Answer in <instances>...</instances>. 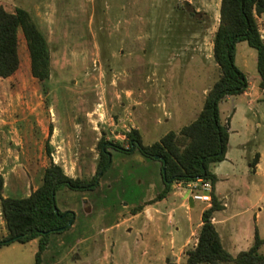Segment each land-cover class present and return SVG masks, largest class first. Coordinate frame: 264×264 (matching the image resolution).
Returning <instances> with one entry per match:
<instances>
[{"label": "rangeland", "instance_id": "obj_1", "mask_svg": "<svg viewBox=\"0 0 264 264\" xmlns=\"http://www.w3.org/2000/svg\"><path fill=\"white\" fill-rule=\"evenodd\" d=\"M219 5L220 0H0L9 12L21 8L29 13L50 52L45 91L30 73L21 32L20 69L0 78L4 196H28L50 162L68 176L89 180L96 172L99 142L110 143L104 145L111 153L110 166L94 190H57L55 206L73 211L75 228L50 234L40 264H186L185 252L195 246L198 230L189 235L188 224L195 229L206 203L194 201L187 210L169 196L159 204L165 213L157 237L165 241L164 248L171 235L176 245L189 239L176 253L154 254L144 244L143 231L138 232L146 226L144 218L133 231L127 230L128 221L122 222L131 215L125 205L144 209L156 202L152 200L162 189L160 162L111 144L128 147L124 134L137 129L142 143L150 145L197 116L219 75L212 56ZM259 26L264 35V15ZM235 63L248 87L219 102L222 122L229 120L230 139L229 159L219 166L215 185L219 197L231 194L227 210L236 204L243 210L241 246L225 248L232 256L247 250V241L253 243L255 227L264 239L263 182L249 171L250 152L239 146L248 137L253 149L264 148V94L258 88L256 51L238 43ZM181 189L176 185L171 191ZM216 215L223 216L220 211ZM175 225L181 226L179 233ZM4 235L0 215V238ZM36 251V241L0 246V264H34ZM259 252L264 255V243Z\"/></svg>", "mask_w": 264, "mask_h": 264}, {"label": "trees", "instance_id": "obj_2", "mask_svg": "<svg viewBox=\"0 0 264 264\" xmlns=\"http://www.w3.org/2000/svg\"><path fill=\"white\" fill-rule=\"evenodd\" d=\"M261 15H264V0H220L219 20L212 40V56L219 75L205 94L197 116L179 131H168L150 145L142 143L137 129L124 134L128 147L111 144L124 152L137 150L142 156L160 162L163 187L152 201L164 199L174 183L186 184L198 178L211 182V202L201 213L195 246L185 252L186 264H264V255L259 252L264 239L257 231L251 246L235 256L223 246L212 222L214 212L223 206L214 192L217 177L210 170L212 164L225 159L229 140L228 122L224 123L220 118L219 102L240 95L248 87L246 75L235 63L236 46L240 42H246L256 51L258 88L264 94V39L257 22V17ZM19 32L25 41L30 73L45 91V83L50 76L48 42L29 13L21 8L9 12L0 6V78L11 77L20 69ZM105 144L110 143L104 140L99 142L96 172L89 180L68 176L60 165L50 162L43 170L41 183L35 190L25 197H12L4 196V178L0 174V215L6 229V235L0 238V246L37 239L34 264H40L50 234L68 230L70 226L67 222L74 215L73 211L57 209L55 212L57 190L62 186L75 191L94 190L99 184L98 178L111 163V153ZM155 156H159V159ZM141 209L142 205H139L131 212L135 214Z\"/></svg>", "mask_w": 264, "mask_h": 264}, {"label": "crops", "instance_id": "obj_3", "mask_svg": "<svg viewBox=\"0 0 264 264\" xmlns=\"http://www.w3.org/2000/svg\"><path fill=\"white\" fill-rule=\"evenodd\" d=\"M261 16L257 17L258 25H259V21L261 20ZM259 30L261 32L262 38L264 39V35L262 33V28L260 26H259ZM225 122H228L229 139H230L229 120L225 121ZM239 146H241L244 150L248 149V151L250 152L251 157H250V163L248 165V167L250 168L249 171L251 172L253 177H259L260 181H261V184L263 182V186H264V148L263 149L259 148L257 150L253 149L251 147L252 146V142H251V140L248 137L243 139L239 143ZM228 159H229L228 152H226L225 159L223 161H221L219 163L212 164L210 166V170L216 175L217 181L219 179V172H218L219 166L223 162L227 161ZM252 162L254 163V165H251ZM176 185L173 184L172 189ZM183 185H185V184H183ZM215 185H216V183H215ZM162 187H163V185H162ZM215 190H216V187L214 186L215 195L217 196L218 200L222 203L223 207H222V209L214 212L213 217H212V222L214 223V225H215V227H216V229H217V231L219 233V236L221 238L222 244H223V246L225 248H226V246H233V247L241 246L240 245L241 241L244 238H241L240 230H241V224L244 222V220L241 217L243 215V210H239L238 211V209H242V206L236 204L234 206V208H232L230 210H227L229 203H227L226 200H228V201L230 200L231 201V194L225 195L224 197L221 198V197L218 196V194H216ZM235 190H237V188H235L234 191ZM263 192H264V189H263ZM169 196L178 198V200L180 201L179 202V207L185 208L187 210H190L195 205L194 201H193V204L190 205V202H189L190 194L184 188H182L181 191H178V192L177 191L176 192L175 191H171L164 199L156 201V202L150 204L148 207H144V209H142L140 211H137L135 214H133L131 212V210L133 208L137 207V206L133 205V207H131L128 204L125 205L126 206L125 208L129 209V213L131 215H130V217L124 219L122 223H126L128 221V223L131 225V227L127 228V230L133 231L135 228H137L134 225L135 222L136 221L138 222L140 219L144 218L143 222L146 224V226H143L141 229L138 227V230H139L138 232L143 231L142 233L145 235V236H143L144 244H147L148 250L150 249L154 254H155V252H157L159 254L170 252V253L173 254V253H176V251L181 250L182 247H184L188 243V239L189 238H187L186 241L183 244L178 243L176 245V236L175 235H171L170 239H169V242H168L169 247L168 248L167 247L164 248V246L166 245L165 241L161 238V236L157 237V233H159V234L162 233V230H161V228L158 225V221L163 216V214L165 213V212H162L160 210L161 207H159V204H165L167 202V197H169ZM209 205H210V203H206V205L201 208L200 214H199V218L200 219H199V221H198V223H197V225H196L194 230L192 229V224L191 225L188 224V228L190 230V234L189 235H192L199 228V226L201 225V213ZM169 211L170 210H168L167 217L169 218L168 223L170 224L171 220H170ZM219 211L222 212L223 216L219 217L218 215H216V213L219 212ZM91 213H92V210L87 212L88 215H90ZM233 219H238L237 220L238 221L237 224L233 225V224L230 223V221H232ZM151 224L152 225L154 224L156 226L154 228L150 229L149 226ZM116 225H120V224L116 223ZM74 228H75V224H74V222H72V224L70 225L69 231L72 232ZM174 231H176V233H179L181 231V226L180 225H178V226L175 225L174 226ZM255 231L258 232L257 227H255L254 233H255ZM150 236L152 237L151 240H150ZM146 238H147V240H146ZM34 241L37 242L36 239L31 240V242H34ZM225 242L227 244H229V245H225ZM157 243H158V247L156 246ZM247 244H246V246H248V247H246V248L248 249L251 246L250 241H247ZM156 247H157V249H156ZM240 248H242V247H240ZM69 253H70V250L66 254H69ZM155 262H156V258L153 256L152 263H155Z\"/></svg>", "mask_w": 264, "mask_h": 264}, {"label": "built area", "instance_id": "obj_4", "mask_svg": "<svg viewBox=\"0 0 264 264\" xmlns=\"http://www.w3.org/2000/svg\"><path fill=\"white\" fill-rule=\"evenodd\" d=\"M177 185L186 189L193 201H201L205 203L211 202L210 191L212 190V184L209 180L198 178L185 185L182 183H178Z\"/></svg>", "mask_w": 264, "mask_h": 264}, {"label": "water", "instance_id": "obj_5", "mask_svg": "<svg viewBox=\"0 0 264 264\" xmlns=\"http://www.w3.org/2000/svg\"><path fill=\"white\" fill-rule=\"evenodd\" d=\"M155 158H156V159H159V156H155ZM189 202H190V205L193 204V200H192L191 196L189 197ZM54 210H55V212L57 213V208H56V207H55ZM72 222H73V216H72V218H70V219L68 220L67 225L70 226V225L72 224Z\"/></svg>", "mask_w": 264, "mask_h": 264}]
</instances>
